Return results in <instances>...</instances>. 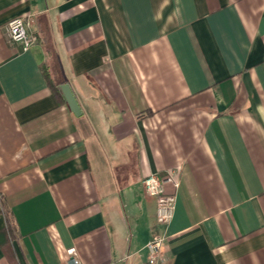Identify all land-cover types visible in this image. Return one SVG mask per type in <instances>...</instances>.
Listing matches in <instances>:
<instances>
[{
    "label": "crops",
    "instance_id": "0c3cea01",
    "mask_svg": "<svg viewBox=\"0 0 264 264\" xmlns=\"http://www.w3.org/2000/svg\"><path fill=\"white\" fill-rule=\"evenodd\" d=\"M72 260L264 264V0H0V264Z\"/></svg>",
    "mask_w": 264,
    "mask_h": 264
},
{
    "label": "built area",
    "instance_id": "2783aa9c",
    "mask_svg": "<svg viewBox=\"0 0 264 264\" xmlns=\"http://www.w3.org/2000/svg\"><path fill=\"white\" fill-rule=\"evenodd\" d=\"M7 33L11 41L19 43L23 50H27L32 39L27 32V23L21 17L11 19L7 24ZM171 185L173 189L178 187L173 174L163 176L151 174L143 180V190L146 196L153 197L156 201L155 221L157 225L165 226L173 216L174 195L166 192V186ZM166 240L164 232H155L145 245V249L153 261L159 262L162 259V248ZM72 254V250L69 251ZM72 264H79L72 260Z\"/></svg>",
    "mask_w": 264,
    "mask_h": 264
},
{
    "label": "water",
    "instance_id": "95a60500",
    "mask_svg": "<svg viewBox=\"0 0 264 264\" xmlns=\"http://www.w3.org/2000/svg\"><path fill=\"white\" fill-rule=\"evenodd\" d=\"M62 95L70 109V111L73 113V115L80 116L81 115V110L77 104V101L75 97L73 96V93L71 92L69 86L67 84H62L60 86Z\"/></svg>",
    "mask_w": 264,
    "mask_h": 264
},
{
    "label": "trees",
    "instance_id": "16d2710c",
    "mask_svg": "<svg viewBox=\"0 0 264 264\" xmlns=\"http://www.w3.org/2000/svg\"><path fill=\"white\" fill-rule=\"evenodd\" d=\"M47 75V74H46ZM53 93H55V95L60 96L61 95V91L59 88L55 87L51 82L49 83Z\"/></svg>",
    "mask_w": 264,
    "mask_h": 264
}]
</instances>
